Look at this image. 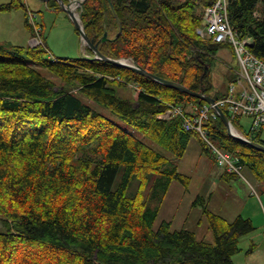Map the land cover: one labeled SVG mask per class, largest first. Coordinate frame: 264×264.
Segmentation results:
<instances>
[{
    "label": "trees",
    "instance_id": "trees-1",
    "mask_svg": "<svg viewBox=\"0 0 264 264\" xmlns=\"http://www.w3.org/2000/svg\"><path fill=\"white\" fill-rule=\"evenodd\" d=\"M215 2L86 0L79 12L95 44L108 33L99 45L104 56L133 60L159 78L210 96L219 51L234 55L230 46L197 34L203 10ZM19 9L35 36L22 1L0 5L4 13ZM228 16L241 38L254 40L251 50L264 61V0H232ZM130 85L135 99L118 93ZM191 102L204 104L126 67L85 57L52 59L45 44L0 43V216L7 230L0 232V264H235L241 238L254 230L249 219L230 222L206 208L214 243L173 229L172 221L155 229L173 182L189 187L191 177L128 128L181 158L195 133L178 118L159 117L168 104ZM238 122L232 120L243 133ZM206 127L219 149L235 153L238 165L264 182V152L233 139L221 119ZM255 141L264 145L263 136ZM222 177L239 176L224 170Z\"/></svg>",
    "mask_w": 264,
    "mask_h": 264
},
{
    "label": "rangeland",
    "instance_id": "rangeland-1",
    "mask_svg": "<svg viewBox=\"0 0 264 264\" xmlns=\"http://www.w3.org/2000/svg\"><path fill=\"white\" fill-rule=\"evenodd\" d=\"M11 1L0 0V5L9 4ZM19 1H22L28 11L36 16L34 23L31 24L35 30H38L40 45H46L52 59L74 60L91 56L74 21L57 0L59 5L56 9L49 8L47 3L41 0ZM73 1L76 0H69L65 5L72 4ZM79 9L80 5H77V15H79ZM26 17L24 9L0 12V43L31 47L30 42L34 35L26 26ZM29 38H31L30 41ZM124 60L134 64L133 60ZM237 68L238 62L232 51L226 48L221 49L213 68V90L210 96L216 97L218 93L222 94L227 90ZM44 73L51 78L50 73L47 71ZM118 93L125 99H135L137 96V90L133 85L124 90L118 89ZM91 103L98 111L113 118L106 108ZM191 104L196 103L180 104L184 107L185 114L192 110ZM166 113L159 118L165 117ZM172 120L173 117L169 119V121ZM243 123L246 127L249 126L247 119H244ZM128 129L169 158L177 165L180 173L191 177L189 187L173 182L162 204L155 229H158L164 221H172L173 229L192 231L200 240L214 243L215 237L204 211L206 208L230 222L242 216L244 219L251 220L254 230L241 238L240 247L243 251L234 257V262L235 264H264V182L258 181L247 167L242 170L243 177L224 180L222 177L224 170L218 166L213 147L197 134L192 135L186 153L180 158L134 129ZM200 139L204 141L210 154L203 150ZM209 140L219 147L210 138ZM1 219L0 216V232H6Z\"/></svg>",
    "mask_w": 264,
    "mask_h": 264
},
{
    "label": "built area",
    "instance_id": "built-area-1",
    "mask_svg": "<svg viewBox=\"0 0 264 264\" xmlns=\"http://www.w3.org/2000/svg\"><path fill=\"white\" fill-rule=\"evenodd\" d=\"M232 0H216L203 10V25L197 29L202 38L212 40L232 48L238 68L223 97H218L214 104H191L192 110L185 114L181 105L168 104L166 121L170 118L181 120L182 127L187 132H193L209 142L216 153L218 166L229 172L242 176V166L238 165L235 153L222 151L209 140V130L206 124L211 120L220 119L217 108L228 112V118L238 120L241 133L234 127L235 133L248 141H255L264 135V61L252 52L254 40L250 37L241 38L231 26L228 16ZM259 17V13H256ZM30 22L34 23L36 16L29 14ZM38 33V30H36ZM39 38H35L33 45H39ZM249 121L245 126L243 120ZM248 128V129H246ZM247 134V136H245ZM254 139V140H253Z\"/></svg>",
    "mask_w": 264,
    "mask_h": 264
},
{
    "label": "water",
    "instance_id": "water-1",
    "mask_svg": "<svg viewBox=\"0 0 264 264\" xmlns=\"http://www.w3.org/2000/svg\"><path fill=\"white\" fill-rule=\"evenodd\" d=\"M41 1L48 3L51 0H41ZM57 1L61 4L62 8L70 15V17L74 21L76 27L78 28V30H79V32H80V34L82 36V40H83L84 45L88 46L93 51L94 57H92V58L91 57L90 58L86 57L87 59L102 60V61L114 64L116 66L126 67V68L132 70L135 73H138V74H140L142 76H145V77H147L149 79L155 80L158 83L163 84V85H165L167 87L174 88V89H176V90H178L180 92L188 94L191 97H195V98H197L199 100H202V101H205V102H207L209 104H214L215 103V99L214 98H212V97H210V96H208L206 94H203V93L193 92V91L185 88L184 86H182L180 84H175V83H173L171 81H167V80H164L162 78H159V77L155 76L154 74H151V73L147 72L145 69H143L140 66H138L136 62H134V64H129L124 59L116 60V59H111V58H108V57L104 56L99 51V45L101 43L106 42L108 40V33L106 32L104 34L103 38L98 43L95 44L94 41L91 40L88 37L87 33L85 32V29L83 27V24L81 22L80 17L77 16V14L75 12H73L72 10H70L68 8V7L71 6V3L69 5H65V3L62 0H57ZM85 1L86 0L81 1L79 3V5L82 7L83 4L85 3ZM112 9L115 10L113 5H112ZM115 16H116V19H117L118 23L121 26V22L119 20L118 15L116 14V12H115ZM217 111L219 113L221 121L225 124V126H226V128L228 130V134L233 139L237 140L238 142H240L242 144H246V145L252 146V147L264 152V145H262L260 143H257V142H254V141H248L245 138L237 135L235 133L234 126L231 123V121L229 120L228 116L220 108H217Z\"/></svg>",
    "mask_w": 264,
    "mask_h": 264
},
{
    "label": "bare ground",
    "instance_id": "bare-ground-1",
    "mask_svg": "<svg viewBox=\"0 0 264 264\" xmlns=\"http://www.w3.org/2000/svg\"><path fill=\"white\" fill-rule=\"evenodd\" d=\"M82 0H76V1H73V3L71 4L70 7H68L70 10H72L73 12L76 13V7L77 5H79V3L81 2ZM191 97V96H190ZM205 103V102H203Z\"/></svg>",
    "mask_w": 264,
    "mask_h": 264
},
{
    "label": "crops",
    "instance_id": "crops-1",
    "mask_svg": "<svg viewBox=\"0 0 264 264\" xmlns=\"http://www.w3.org/2000/svg\"><path fill=\"white\" fill-rule=\"evenodd\" d=\"M31 40V38H29V41Z\"/></svg>",
    "mask_w": 264,
    "mask_h": 264
}]
</instances>
